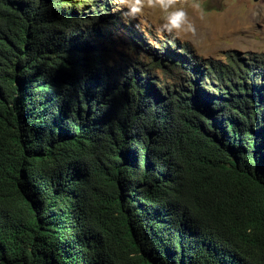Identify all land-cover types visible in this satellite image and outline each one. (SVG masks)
<instances>
[{"label": "trees", "instance_id": "16d2710c", "mask_svg": "<svg viewBox=\"0 0 264 264\" xmlns=\"http://www.w3.org/2000/svg\"><path fill=\"white\" fill-rule=\"evenodd\" d=\"M120 13L0 0V264H264V58Z\"/></svg>", "mask_w": 264, "mask_h": 264}, {"label": "rangeland", "instance_id": "374dc122", "mask_svg": "<svg viewBox=\"0 0 264 264\" xmlns=\"http://www.w3.org/2000/svg\"><path fill=\"white\" fill-rule=\"evenodd\" d=\"M116 6L120 5L115 0ZM183 2V0H182ZM192 0H188L190 4ZM203 6L204 18L196 10L187 8L190 18L197 25L195 37H184L180 41L202 58L226 59L229 54L255 55L264 58V0H197ZM122 9V8H121ZM124 21V20H123ZM162 22L158 10H145L139 21L131 25L137 34L147 37L146 44L153 46L151 36L159 35L156 27ZM139 24L137 27L136 25ZM151 25V27H148ZM118 38L125 40L119 32ZM114 51L116 55H133L120 40Z\"/></svg>", "mask_w": 264, "mask_h": 264}, {"label": "clouds", "instance_id": "9594fccd", "mask_svg": "<svg viewBox=\"0 0 264 264\" xmlns=\"http://www.w3.org/2000/svg\"><path fill=\"white\" fill-rule=\"evenodd\" d=\"M122 8V18L125 23L139 21L145 14V10H158L162 16V22L156 27V32L161 36L170 37L172 40H180L184 37H195L197 25L190 18L188 7L196 10L200 19L204 18L203 6L192 0H117ZM137 27L139 24L136 25ZM151 27V25H148Z\"/></svg>", "mask_w": 264, "mask_h": 264}, {"label": "bare ground", "instance_id": "6f19581e", "mask_svg": "<svg viewBox=\"0 0 264 264\" xmlns=\"http://www.w3.org/2000/svg\"><path fill=\"white\" fill-rule=\"evenodd\" d=\"M121 14V13H120ZM120 16H122V15H120ZM145 43V42H144ZM5 70V69H4ZM7 70H8V68H7Z\"/></svg>", "mask_w": 264, "mask_h": 264}]
</instances>
